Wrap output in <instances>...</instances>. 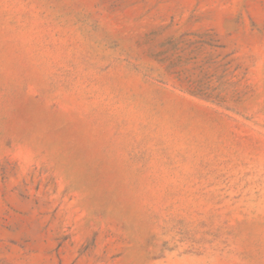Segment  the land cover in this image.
I'll return each instance as SVG.
<instances>
[{
    "label": "rangeland",
    "instance_id": "1",
    "mask_svg": "<svg viewBox=\"0 0 264 264\" xmlns=\"http://www.w3.org/2000/svg\"><path fill=\"white\" fill-rule=\"evenodd\" d=\"M0 264H264V0H0Z\"/></svg>",
    "mask_w": 264,
    "mask_h": 264
}]
</instances>
